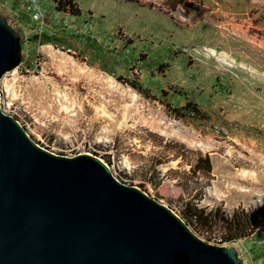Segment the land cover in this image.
<instances>
[{
  "label": "rangeland",
  "instance_id": "374dc122",
  "mask_svg": "<svg viewBox=\"0 0 264 264\" xmlns=\"http://www.w3.org/2000/svg\"><path fill=\"white\" fill-rule=\"evenodd\" d=\"M71 1L63 12L54 0H0L20 45L0 84L3 111L58 155L97 156L218 245V230L183 216L191 158L169 161L163 146L210 155L199 208L264 207V0ZM228 172L242 195L220 189ZM227 246L264 264V226Z\"/></svg>",
  "mask_w": 264,
  "mask_h": 264
},
{
  "label": "water",
  "instance_id": "95a60500",
  "mask_svg": "<svg viewBox=\"0 0 264 264\" xmlns=\"http://www.w3.org/2000/svg\"><path fill=\"white\" fill-rule=\"evenodd\" d=\"M20 63L0 13V84ZM0 264H243L92 154L63 156L6 114L0 90Z\"/></svg>",
  "mask_w": 264,
  "mask_h": 264
},
{
  "label": "trees",
  "instance_id": "16d2710c",
  "mask_svg": "<svg viewBox=\"0 0 264 264\" xmlns=\"http://www.w3.org/2000/svg\"><path fill=\"white\" fill-rule=\"evenodd\" d=\"M58 11H67L68 8H73L71 0H54ZM133 88L141 93H144V89L131 85ZM193 112H196L195 107L192 108ZM162 139V138H161ZM163 140V139H162ZM165 153L168 152L169 161L182 160L190 157L191 161L187 163L190 169L185 174L187 175V183L191 185V200L184 204L183 216L188 222L196 229L205 233H211L215 230L220 232L217 242L220 245H227L234 243L240 239L248 238L255 235L261 227L264 226V207L257 206L244 210L241 208L236 209L231 215L222 213L220 208H214L210 211H206L203 208L198 207L196 201H200L203 197V190L209 186L212 179V163L209 154H203L200 151H192L187 148L183 143L174 141H167L164 144ZM166 156V155H165ZM182 162V163H183ZM162 163H157L160 165ZM180 164V163H179ZM155 171H153L154 173ZM171 173H177L170 170ZM153 175L144 180L147 184H152L149 179ZM195 179V181H194ZM139 187L142 185L139 184Z\"/></svg>",
  "mask_w": 264,
  "mask_h": 264
},
{
  "label": "bare ground",
  "instance_id": "6f19581e",
  "mask_svg": "<svg viewBox=\"0 0 264 264\" xmlns=\"http://www.w3.org/2000/svg\"><path fill=\"white\" fill-rule=\"evenodd\" d=\"M225 175V174H224ZM230 179H232L231 181H229ZM238 179L233 176H231L229 174V172L223 177L222 181L219 183V187L220 189L223 190V192L225 190L229 191V192H235L238 196L242 195V193L238 190H236L234 187H233V184L237 181ZM218 187V186H217ZM219 189V190H220ZM221 191V190H220ZM219 191V193H220ZM227 194V193H226ZM230 194V193H228ZM225 194L223 193V196L225 198Z\"/></svg>",
  "mask_w": 264,
  "mask_h": 264
},
{
  "label": "built area",
  "instance_id": "2783aa9c",
  "mask_svg": "<svg viewBox=\"0 0 264 264\" xmlns=\"http://www.w3.org/2000/svg\"><path fill=\"white\" fill-rule=\"evenodd\" d=\"M34 15H35V19H36V20H39L40 17H41V12H40V11H35ZM219 241H220V240H218V242H219ZM218 245H220V244H218Z\"/></svg>",
  "mask_w": 264,
  "mask_h": 264
}]
</instances>
